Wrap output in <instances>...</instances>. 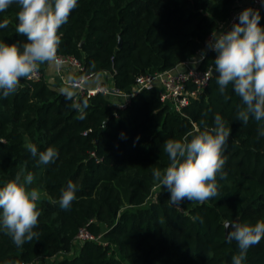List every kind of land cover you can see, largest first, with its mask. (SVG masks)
<instances>
[{
	"label": "trees",
	"instance_id": "trees-1",
	"mask_svg": "<svg viewBox=\"0 0 264 264\" xmlns=\"http://www.w3.org/2000/svg\"><path fill=\"white\" fill-rule=\"evenodd\" d=\"M244 1L78 0L59 29L58 53L78 59L81 75L108 73L116 87L129 89L139 75L194 57L213 31L231 27ZM18 11L13 4L0 13V22L9 21L0 41L25 42L15 31ZM259 12L264 26V7ZM206 53L200 67L214 69L216 53ZM160 91L144 89L117 107L102 92L72 93L43 76L21 80L15 93L0 98V187L23 170L21 182L32 173L29 187L41 192L39 237L17 247L0 231V264H232L239 248L227 241L225 224L264 220V137L258 135L264 121H239L241 99L231 85L221 94L215 73L183 112ZM217 114L231 129L223 152L227 175L217 178L220 195L172 206L151 171L169 163L164 142L203 130L202 120L214 126ZM26 137L38 152L54 147L56 161L40 164ZM70 180L78 185L76 199L62 210L61 189ZM82 227L107 243L78 241ZM243 264H264V239L249 248Z\"/></svg>",
	"mask_w": 264,
	"mask_h": 264
},
{
	"label": "clouds",
	"instance_id": "clouds-1",
	"mask_svg": "<svg viewBox=\"0 0 264 264\" xmlns=\"http://www.w3.org/2000/svg\"><path fill=\"white\" fill-rule=\"evenodd\" d=\"M264 6V0H261ZM13 4L19 6L18 23L15 31L26 38L24 43L0 41V98H7L20 87L21 80H31L42 65H59L57 53L61 43L59 29L68 22L78 0H0V13ZM258 9L242 10L227 30L213 31L206 42V48L216 53L213 60L214 73L219 91L224 94L229 85L241 99L242 109L237 119L247 125L250 117L257 122L264 121V26H261ZM7 19L0 22V29L8 27ZM201 51L200 59L206 56ZM193 64L197 61L191 58ZM68 99L71 95L68 94ZM228 98L227 96L225 97ZM83 119V115L80 116ZM203 130L187 133L182 139H168L163 151L169 163L163 168L153 167L152 178L159 187L170 193V204L180 207L185 200L204 204L220 195L218 176L226 178L223 155L231 136V129L217 114L214 126L205 121ZM123 135V134H122ZM264 137V128L258 130ZM25 147L39 163L48 165L58 158V151L48 147L38 152L37 146L25 138ZM18 172L13 180L0 187V231L10 236L17 247L39 237L34 231L38 226L41 210L38 201L41 192L29 187L34 180L32 173L23 177ZM78 185L71 180L61 189L59 206L62 210L71 208L76 199ZM194 220L202 218L198 215ZM227 241H236L239 252L232 257V264H243L249 248L264 239V220L254 224L227 222Z\"/></svg>",
	"mask_w": 264,
	"mask_h": 264
},
{
	"label": "built area",
	"instance_id": "built-area-1",
	"mask_svg": "<svg viewBox=\"0 0 264 264\" xmlns=\"http://www.w3.org/2000/svg\"><path fill=\"white\" fill-rule=\"evenodd\" d=\"M244 6L245 8L251 7L258 10L264 7L262 6L261 0H250V2ZM245 8H240L235 11L231 20L229 21V24H232L237 18L238 14ZM221 29H224V27ZM201 51H208L206 45L194 56L197 61L195 64H193V61L190 58L189 60L182 62L172 69L139 75L136 78L134 85H132L129 89H120L116 87L114 85L112 75V83L102 82L97 86L88 87L86 84L88 79L95 77L97 74L90 73L89 75H81L80 71L83 69V65L78 59L73 56H64L59 53H57V55L61 60V63L58 65L59 68L67 64L73 65L77 68L79 72L78 77L74 80L65 81V84L69 87L76 88L80 94L92 96L102 92L104 94H114L119 97L122 95H130L133 97L144 89H148L153 86H159L161 88V99L166 104L171 105V108L175 109L176 111L183 112L185 108L190 106L193 99L197 98L200 93L203 92L204 89L209 85L213 75L212 68L204 69L200 67L203 62V60L200 59ZM42 77L43 71L40 68L38 73L35 74L31 80H39ZM130 101L131 99H127L126 101L118 102L117 105H115L114 102V105L117 107H125L130 103ZM77 240L80 242L95 240L100 243H107L102 235H94L87 227H82L79 230L77 234Z\"/></svg>",
	"mask_w": 264,
	"mask_h": 264
},
{
	"label": "crops",
	"instance_id": "crops-1",
	"mask_svg": "<svg viewBox=\"0 0 264 264\" xmlns=\"http://www.w3.org/2000/svg\"><path fill=\"white\" fill-rule=\"evenodd\" d=\"M41 69L43 71V76L49 82L59 84L72 93L78 92L76 88L69 87L65 84V81L74 80L78 77L79 72L75 66L67 64L59 68L56 64H46L42 65ZM102 82L112 83L111 75L108 73L97 74L95 77L88 79L86 84L88 87H94Z\"/></svg>",
	"mask_w": 264,
	"mask_h": 264
},
{
	"label": "water",
	"instance_id": "water-1",
	"mask_svg": "<svg viewBox=\"0 0 264 264\" xmlns=\"http://www.w3.org/2000/svg\"><path fill=\"white\" fill-rule=\"evenodd\" d=\"M122 44V39H120V45ZM213 73H214V69H213ZM106 98L110 99V100H113L115 102V105H117L118 102H121V101H126L127 99H131L132 96L130 95H127V96H116L114 94H105Z\"/></svg>",
	"mask_w": 264,
	"mask_h": 264
},
{
	"label": "rangeland",
	"instance_id": "rangeland-1",
	"mask_svg": "<svg viewBox=\"0 0 264 264\" xmlns=\"http://www.w3.org/2000/svg\"><path fill=\"white\" fill-rule=\"evenodd\" d=\"M249 2H250V0H246L242 4L247 5Z\"/></svg>",
	"mask_w": 264,
	"mask_h": 264
}]
</instances>
